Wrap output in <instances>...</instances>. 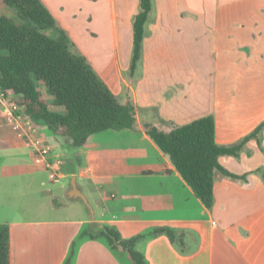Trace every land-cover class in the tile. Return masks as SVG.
I'll list each match as a JSON object with an SVG mask.
<instances>
[{"label":"crops","instance_id":"0c3cea01","mask_svg":"<svg viewBox=\"0 0 264 264\" xmlns=\"http://www.w3.org/2000/svg\"><path fill=\"white\" fill-rule=\"evenodd\" d=\"M118 101L133 103L134 128L92 134L82 145L41 133L64 161L51 181L0 109V224L11 232V264H64L72 241L97 221L124 238L168 226L138 242L149 264H264V128L238 155L219 161L207 207L148 135L212 115L216 141L230 146L264 121V0H152L135 71L133 22L141 0H43ZM87 199L72 198V178ZM70 181V182H69ZM69 182V184H68ZM55 194V195H54ZM82 199L78 219L35 216L58 195ZM73 264H126L106 240H83Z\"/></svg>","mask_w":264,"mask_h":264},{"label":"trees","instance_id":"16d2710c","mask_svg":"<svg viewBox=\"0 0 264 264\" xmlns=\"http://www.w3.org/2000/svg\"><path fill=\"white\" fill-rule=\"evenodd\" d=\"M0 1L14 7L18 16L15 19L0 13V87L25 107L38 126L71 138L75 145H82L97 132L136 126L134 104L118 101L43 0ZM152 6V0H141L140 11L134 18L132 72L142 57L145 25ZM144 126L148 135L170 156L196 195L210 208L214 204L217 170L233 178H245L223 167L220 156L238 155L248 139L258 136L264 121L251 134L230 146L217 143L216 122L212 115L199 117L171 131L151 123ZM159 234H166L172 242H182L179 233L168 226L124 238L116 226L92 221L72 241L64 264H73L83 240L104 238L122 262L149 264L137 245L141 239ZM0 264H11L8 224H0Z\"/></svg>","mask_w":264,"mask_h":264},{"label":"built area","instance_id":"2783aa9c","mask_svg":"<svg viewBox=\"0 0 264 264\" xmlns=\"http://www.w3.org/2000/svg\"><path fill=\"white\" fill-rule=\"evenodd\" d=\"M0 109L17 138L31 150L34 164L45 169L51 181L60 180L65 175L62 157L55 153L54 145L41 133L40 126L26 113L25 107L1 87Z\"/></svg>","mask_w":264,"mask_h":264},{"label":"rangeland","instance_id":"374dc122","mask_svg":"<svg viewBox=\"0 0 264 264\" xmlns=\"http://www.w3.org/2000/svg\"><path fill=\"white\" fill-rule=\"evenodd\" d=\"M0 13L7 14L10 17H13L15 19H18L17 11L14 7L8 6L0 1ZM131 70V68L129 69ZM70 182V181H69ZM68 182V184H69ZM55 195V194H54ZM58 195V194H57ZM58 199L56 201L57 206L50 210L49 208L44 207H36V213L35 216H44V217H52V218H65L69 217L71 219H78L79 217H82V214H79L81 211L80 209H84L82 204V199H69L65 195L64 196H57ZM102 240H105L102 239Z\"/></svg>","mask_w":264,"mask_h":264},{"label":"water","instance_id":"95a60500","mask_svg":"<svg viewBox=\"0 0 264 264\" xmlns=\"http://www.w3.org/2000/svg\"><path fill=\"white\" fill-rule=\"evenodd\" d=\"M68 194L72 198L81 197L87 202V199L85 198V196L82 194V192L78 188V185H77V182H76V177L72 178V188H71V190L69 191Z\"/></svg>","mask_w":264,"mask_h":264}]
</instances>
